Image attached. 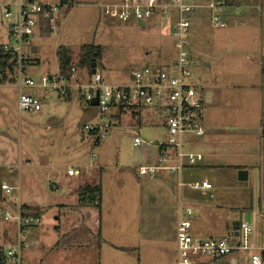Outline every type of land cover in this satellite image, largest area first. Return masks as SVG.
Segmentation results:
<instances>
[{
    "label": "rangeland",
    "instance_id": "obj_1",
    "mask_svg": "<svg viewBox=\"0 0 264 264\" xmlns=\"http://www.w3.org/2000/svg\"><path fill=\"white\" fill-rule=\"evenodd\" d=\"M18 1L0 0V5L12 6L16 14L17 9L14 6ZM36 1L56 4L59 0ZM78 1L74 0V4L62 8L58 30L45 34L37 31L32 36L31 43L38 48V52L32 55V64L26 68L24 77L39 81L43 76L58 74L60 46L73 49L74 61L80 59L81 46H101L102 54L97 60V71L106 83L115 86L132 85V70L170 64L175 59L171 57L174 56L175 40L162 35L160 12L145 25L132 20L121 21L106 15L102 7L106 3H112L110 0ZM258 1L246 0L245 3L254 6ZM243 4L237 5L233 10L236 18L246 13ZM259 14L260 12L249 14L246 19L240 17L238 23H230L228 26L226 24L225 28L215 27L211 23L204 32L199 28L190 31L188 48L193 64L190 68L192 75L187 82L204 96L208 91L215 93L212 104L204 102L205 132L211 126L219 127L218 139L227 145L240 136L236 132L238 128L236 131L233 128L246 124L239 118L247 114L246 105L255 107L254 100L250 99L247 84L262 81L264 76L260 73V64H257L260 61L259 48L252 45L250 40L257 34L255 26L240 25L241 20L251 21L259 18ZM194 17H191L193 27L196 25ZM12 22L13 19L4 22L0 19L2 45L12 43L8 35ZM21 92L39 98L42 110L21 113L18 109ZM165 108L157 110L152 106L144 107L142 122L137 126L131 115L123 116L119 124L107 130V139L96 143L97 135L89 133L85 127L102 124L100 113L96 107L81 101L77 93L67 98L60 97L58 92L46 91L39 87L20 89L16 82L0 83V239L5 236L4 233L15 235L14 222H6L4 219L7 213L15 217L21 204L38 207L43 212L41 228L45 230V234L39 238L35 236L34 239L29 236L26 253L32 261L30 255L37 254V248L47 251L58 241L59 236L63 237L54 229L62 219V204L75 206L78 202L77 195L74 196L75 192H79L83 183H94L101 178L104 188L105 234L94 238L95 241H100V252L99 248L96 252L91 250L84 256L82 264H150V252L146 251L148 244L143 246L145 249H141V257L138 252L126 254L117 249L116 246L124 235L119 233V225L115 227V224L121 220L131 222L138 211L146 209L145 202H141L139 188L141 179L148 180L140 176L138 178L134 165H146V159L156 151L158 145L169 144L170 137H167L164 125L167 120ZM109 120V117L105 118L106 122ZM156 124L160 128H155ZM137 128L141 129L140 133L136 131ZM136 137L142 139L145 144L136 147ZM183 137L186 141L187 137H190L187 145L191 148L199 147L200 140L194 136L186 134ZM250 140L255 143V137ZM252 147L255 149V144ZM257 160L260 162L259 158L253 156L252 159L242 161L251 166L250 182L235 180L232 172H221L215 181L210 179L214 182L215 192L213 198L209 199V204H202L198 198H194L193 195L199 194V191H191L188 187L182 190L183 193H188V200L193 202L188 203L186 207L193 209L191 220L194 234L228 236L229 227L233 229L234 222L244 221L252 227L250 245L259 244L264 238V232L259 225L258 216L264 213L258 199L264 187L260 189L257 172L255 169L252 171ZM167 164L169 163L164 165ZM100 168H103V172ZM10 169L13 172L10 173ZM69 169L80 170L82 176L70 177ZM207 169L208 167L199 166L183 169L181 180L185 184L201 181ZM175 178L178 180V175H175ZM3 183L20 189L8 194L1 190ZM262 195L264 197V192ZM89 207L98 215V206ZM236 207H242V215L241 211L233 210ZM216 230L220 232L215 233ZM87 233L89 234L88 231ZM68 239L67 237L64 241ZM44 251L43 256H47L44 263L51 264L56 253L48 254ZM253 254L254 251H240L242 263L251 264ZM25 264L33 263L28 262L26 258Z\"/></svg>",
    "mask_w": 264,
    "mask_h": 264
},
{
    "label": "built area",
    "instance_id": "obj_2",
    "mask_svg": "<svg viewBox=\"0 0 264 264\" xmlns=\"http://www.w3.org/2000/svg\"><path fill=\"white\" fill-rule=\"evenodd\" d=\"M226 5L227 2L224 0H213L208 3L207 7L212 12L214 26L226 27L221 16ZM65 6L61 4V0L56 4L39 3L36 0H19L14 6L17 9L15 14L12 6L0 5L1 21L13 19L8 31L12 43L3 45L4 53L13 57L12 66H6L0 71V82H16L20 89L39 87L46 91L58 92L60 97L67 98L77 93L81 101L91 106L97 101L98 104L95 107L100 113L102 124L86 126L85 129L97 135L99 141L107 139L105 133L117 123L116 114L121 108L132 112L147 106H152L157 110L166 107L165 124L170 137L168 145L177 149V163L173 167L164 165L168 160L163 155L156 165L140 166L139 174L155 178L160 172L180 173L185 167L184 158L190 166L202 161V155L186 154L181 150L182 136L192 134L202 137L205 134L204 102L207 97L187 82L192 75L190 68L193 64L188 48L192 26L191 17L197 6L187 0H170L166 3H162L161 0H123L120 3L106 4L102 7L104 13L112 18L125 22L132 20L145 25L160 12L159 22L162 35L175 40L174 56H171L175 59L170 64L132 70L131 76L134 81L132 85L108 84L98 71L95 74L92 72L89 74L90 70L87 72V68H79L77 61H73L65 73L59 71L56 75L43 76L39 81L24 77L26 68L33 61L32 36L42 29L43 25L49 27L52 32L58 30L61 10ZM18 109L21 113L39 112L42 110V103L39 98L21 92L18 98ZM106 117L110 118L107 122ZM144 144L142 139L135 138L136 147ZM81 174L79 170H68L69 176H80ZM179 185L182 186V183ZM191 187L194 190H201L212 189L213 186L208 181H195L191 183ZM18 189L20 187H13L7 183L1 184V190L8 194ZM98 204L99 200L96 199L94 205ZM192 216L193 211L190 208L179 211L177 259L173 264H218L219 261H223L224 264H243L240 251L252 250L250 245L252 227L247 222H240L237 236L233 231L234 233L228 236L203 239L195 238L192 233ZM4 219L6 222H14L16 234L14 239L8 243L0 239L3 264H25V251L30 230L38 227L42 218L33 212L25 211L20 205L15 217L7 213ZM251 264H264L263 256L253 254Z\"/></svg>",
    "mask_w": 264,
    "mask_h": 264
},
{
    "label": "crops",
    "instance_id": "obj_3",
    "mask_svg": "<svg viewBox=\"0 0 264 264\" xmlns=\"http://www.w3.org/2000/svg\"><path fill=\"white\" fill-rule=\"evenodd\" d=\"M78 1V0H76ZM90 2H96L97 0H89ZM112 3H106V4H117L122 2V0H110ZM162 3H166L170 0H161ZM190 3L197 6L195 9V13L193 14L194 21L196 23L195 27H193L194 23L192 21V26L190 31L193 28H199L202 29L203 32L205 31V28L212 23V12L207 7L208 3L213 0H187ZM227 2V5L223 8L221 16L222 21L227 24V26L231 23H238V19L240 17L242 18H249L248 15L260 12L259 18H256L251 21L241 20L240 25H248L253 24L255 27V31L257 32L256 35L252 36L250 38L252 45L256 46L259 53V63L260 64V73H262L263 63H264V0H259L256 2L257 4L252 6L250 3H245L246 0H224ZM80 2V1H78ZM229 2V3H228ZM45 4H48L44 2ZM243 4V9H245V14H242L239 18H236V15H234L233 10L237 7V5ZM104 4V5H106ZM249 6H248V5ZM244 6L248 7L245 8ZM248 10L250 13H248ZM253 10V11H252ZM58 21V28L60 27ZM160 24V22H159ZM216 27V26H215ZM50 29L49 27H47ZM220 28V27H219ZM225 28V27H224ZM251 30L252 27H251ZM42 34L47 33V30L39 29ZM52 33V32H51ZM232 37V36H228ZM190 38V36H189ZM260 44V45H259ZM259 45V46H257ZM67 47V46H66ZM37 49L38 48L34 47ZM70 48V47H68ZM73 50V49H72ZM263 74V73H262ZM262 81H256V82H250L247 84V88L250 91V99L254 100L255 107L246 105L247 114H245L244 117H239L240 121L242 119L246 124H239V126L234 127L233 129H237V133L240 136L236 137V141L231 145L229 148L227 144L221 139H218V133L219 127L217 126H211L208 128V131L205 132V134L202 137H195V139L200 140L199 147L195 148L193 146L192 148L190 145H187V141L185 140V137H181L182 141V152L186 154H200L203 156V160L198 162L196 165L190 166L187 164V160L184 158L183 163L185 165L184 169L189 167H201V168H207L205 171L206 175L203 176L201 181H208L212 184V189H201V190H194L191 187V183H183L181 180V173H173L170 171L160 172L157 174L155 178H150L148 176H142L139 174V167L142 165H145L143 163L141 164H135L134 168L137 172L138 178L144 177L147 178L148 181H143L141 179L140 181V198L141 202L144 203V211H138L133 219V221H124L121 220L118 224H115V227H117L119 233L123 234L124 236L121 238V241L119 244H117V249L121 250L122 253L128 254V252H138L139 256L141 254V249L144 248L143 246H146L147 252H150V264H173L177 259V224L179 220V211L180 210H186L188 208L192 209L190 206L186 207L188 203H193L190 200H188L187 197H189L186 193H183V189L185 187H188L191 189V191H199V194H194V198H198L199 202L202 204H209V199L213 198V193L215 192V185L214 182L210 179H213L215 181L216 176L219 178L221 175V172H232L233 177L235 180H239V171L240 170H246L248 172V180L242 181V182H250L251 179V166L246 165L244 162L246 159H252L253 156H256V158L260 159V162L257 160L256 166L252 169V171L255 169L257 172V180L258 185H260V189L262 190V187H264V137H263V119H264V76H262ZM8 84V83H4ZM25 88V87H23ZM22 88V89H23ZM28 88V87H27ZM206 97L209 101V103L214 102L215 93L212 91H208L206 93ZM263 103V104H262ZM93 106V105H92ZM95 107V106H93ZM142 110L143 108L130 112L129 110H123L120 109L119 112L116 114L117 123L119 124L122 120V117L129 114L136 120L135 125L141 124V116H142ZM40 112V111H39ZM206 112V111H205ZM238 122V121H237ZM235 125L234 123H232ZM167 129V137H168V128ZM252 125V127H251ZM205 126V125H204ZM140 127V126H139ZM141 128V127H140ZM137 128L136 131L140 133L141 129ZM155 128H160V126L155 125ZM217 128V129H216ZM233 130V131H234ZM135 131V130H133ZM253 132V133H252ZM255 137V143L251 142V138ZM239 138V139H238ZM241 138H244V140H241ZM193 139V138H191ZM221 140V141H220ZM100 143L98 139H96V143ZM255 144L256 148L253 149L252 145ZM242 148V149H240ZM197 151V152H196ZM167 154V155H166ZM167 156V160L169 164H167L170 167H173L177 163V149L173 146H169L168 144L164 146L158 145L156 151L154 153L149 154L148 158L146 159L147 163L146 165H156L159 163L161 156ZM239 160V161H237ZM242 163V164H241ZM101 172H103V168H100ZM12 170V169H11ZM80 171V170H79ZM10 172V171H9ZM13 172V170L11 171ZM10 172V173H11ZM81 172V171H80ZM235 174V175H234ZM175 175H178V180H176ZM82 174L79 176L81 177ZM256 176V175H255ZM73 177V176H70ZM85 177V176H84ZM231 177V178H233ZM152 181V182H150ZM233 182V181H232ZM182 183V186L179 184ZM86 185H100L101 187V200L99 207H96L98 209V215L94 214L92 210H90L89 206H94L88 202L82 201L81 196V189ZM103 179H99L98 181L92 183L84 182L81 188L79 189V192L76 193L78 198V202L75 206H64L66 204H62L61 211V217L62 219L59 221L58 225L54 226L55 231L62 234L63 237L59 236V239L55 244L50 247L47 251H44L43 248H37V254H31L32 261H30L29 254L25 251V262L26 258L28 262H32L33 264H48V262H45V259L47 256H43L42 252L45 253H56V256L54 260H51V264H82V261L84 260V256L89 254L92 251H95L99 248L100 252V241H95L94 238L104 236L105 234V228H106V222H104V219H106L104 215V203H103ZM264 192V191H263ZM262 192V194H263ZM260 195V198L258 199V203L260 208L263 210L264 213V197L263 195ZM238 201H241L240 198H237ZM197 201V200H196ZM195 203V202H194ZM21 206H24L21 204ZM36 209H39L38 207H34L31 205H27ZM230 209V208H227ZM242 207H236L233 210L241 211V215L243 213V210H241ZM39 211H41L39 209ZM193 211V209H192ZM41 211V218L42 216ZM194 215V213H193ZM193 217V216H192ZM191 217V218H192ZM260 219L259 225H261V230L264 232V214H261L258 216ZM192 221V220H191ZM244 222V221H242ZM193 224V223H192ZM229 227V225H228ZM16 228V227H15ZM89 232V234L87 233ZM7 232H9V229H7ZM220 232V230H216L215 233ZM192 233L195 238H216V237H223V236H208L205 234H194V229L192 228ZM234 233L231 226L229 227V230L227 232V235H230ZM5 236L2 237V241L4 243H8L11 240L14 239V236H10L7 233H4ZM16 234V231H15ZM45 234V230L41 228V224L38 227H34L30 230V238H35L37 236L38 238L41 237V235ZM92 237V239L89 236ZM216 235V234H215ZM69 238L68 240L64 241L66 238ZM42 239V238H41ZM62 242V244H60ZM89 242V243H86ZM60 244V246H59ZM252 250L255 254L263 255L264 252V238L259 242V244L251 245ZM45 247V246H44ZM46 248V247H45ZM145 249V248H144ZM39 252V253H38ZM148 252V253H149ZM137 253V254H138ZM27 255V257H26ZM42 256V257H41ZM141 257V256H140ZM218 264H224L223 261H219Z\"/></svg>",
    "mask_w": 264,
    "mask_h": 264
},
{
    "label": "trees",
    "instance_id": "obj_4",
    "mask_svg": "<svg viewBox=\"0 0 264 264\" xmlns=\"http://www.w3.org/2000/svg\"><path fill=\"white\" fill-rule=\"evenodd\" d=\"M229 3V2H228ZM61 4L63 6L67 5L70 6L74 4V0H61ZM42 29L47 30L46 32H52L50 29L46 27V25H43ZM74 51L71 48H68L66 46H60L58 49V59L60 64V72H66L69 70L72 62L75 60L73 59L72 53ZM102 54V47L95 44H86L81 46L80 48V59L77 61V65L81 69L90 70L89 74L92 72V65L94 62H97L98 58L101 57ZM13 57L10 54L4 53L3 45L0 44V71H2L6 66L10 67L12 66ZM262 73L264 75V63L262 68ZM4 84L3 82H0ZM123 109V108H121ZM264 126V122H263ZM263 137H264V129H263ZM98 143V142H97ZM81 196L82 201L88 202L90 204H94L96 199L99 200V204L97 205L99 207L100 200H101V187L100 185H86L81 189ZM22 208L25 211L33 212L39 216H41V211L39 209L24 205ZM264 258V252L262 253ZM0 264H3V255L0 253Z\"/></svg>",
    "mask_w": 264,
    "mask_h": 264
},
{
    "label": "water",
    "instance_id": "obj_5",
    "mask_svg": "<svg viewBox=\"0 0 264 264\" xmlns=\"http://www.w3.org/2000/svg\"><path fill=\"white\" fill-rule=\"evenodd\" d=\"M33 52L36 53L37 49L34 48ZM97 71V62H94L92 65V74H95ZM206 103H209L208 99H206ZM98 102H94L92 103L93 106H97ZM239 180L240 181H247L248 180V172L246 170H240L239 171ZM239 226H240V222H234L233 223V231L235 232V235L237 236L239 233Z\"/></svg>",
    "mask_w": 264,
    "mask_h": 264
}]
</instances>
